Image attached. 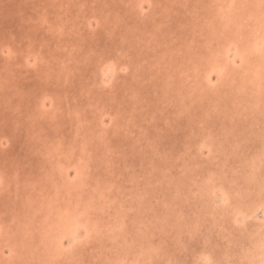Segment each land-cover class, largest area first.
Segmentation results:
<instances>
[{
  "label": "rangeland",
  "instance_id": "1",
  "mask_svg": "<svg viewBox=\"0 0 264 264\" xmlns=\"http://www.w3.org/2000/svg\"><path fill=\"white\" fill-rule=\"evenodd\" d=\"M0 264H264V0H0Z\"/></svg>",
  "mask_w": 264,
  "mask_h": 264
}]
</instances>
